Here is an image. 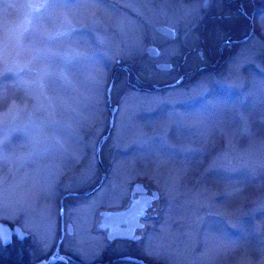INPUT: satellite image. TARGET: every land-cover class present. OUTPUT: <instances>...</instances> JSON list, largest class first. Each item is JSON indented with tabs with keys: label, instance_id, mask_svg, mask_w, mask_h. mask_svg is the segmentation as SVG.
<instances>
[{
	"label": "rangeland",
	"instance_id": "obj_1",
	"mask_svg": "<svg viewBox=\"0 0 264 264\" xmlns=\"http://www.w3.org/2000/svg\"><path fill=\"white\" fill-rule=\"evenodd\" d=\"M182 1L0 0V217L8 221L15 213L20 224L21 220H25L24 229H30V224L33 226L36 223L30 231L35 244L44 246L46 240L53 239V235L49 237L45 232L55 231L56 226L43 227L42 224L48 220L39 223L37 216L42 211L40 202L44 197L49 203L47 211L50 216L53 210L56 211L51 205L53 194L59 192L58 171L65 175L68 171L70 176V181L69 176H65L67 184H71L65 190L91 192L97 176L104 170V160L109 151L107 147L110 145L82 148L88 144L89 137L78 140L73 128L79 121L83 126L91 125L96 129L97 124H106L101 116L93 117L92 112L88 114L86 104L80 106L77 103L78 98L85 103L89 101V98L80 97L82 91L88 89L84 83L91 81L96 91L99 90V81L107 66L105 60L114 63L117 56L125 58V54H133L138 49L139 27L143 26L144 19L148 23L153 22V17L150 20L147 18V8L153 9L157 17L179 19L185 14L183 3L186 9L196 5V0ZM104 25L113 29L111 44L97 54L87 53L95 44L91 39L88 45H82L79 36L88 39L89 34L94 36V31L105 34L104 30H95ZM254 27L264 30V12L258 14ZM259 44L256 49L257 64L247 69L250 82L239 87L234 85L238 82V79L234 81L236 73L227 80L230 83L223 81L218 74L210 83L226 85L232 90L227 89L226 96H222L211 85L215 100H209L208 109L203 104L197 108L199 112L205 111L204 114H185L194 126L205 125L203 129H192L185 135V142L190 141L186 143L189 145L173 143L177 127L169 123L163 131L165 134L156 135L155 143L143 142L130 148V154L125 158L116 156L104 182L99 184L97 181L95 192L110 191L111 198L115 200L121 197L134 177L143 175H147L161 192L170 189V206L177 210L172 225L196 227L195 223L199 220L210 227L211 244L216 251L213 256L212 253L209 255L208 260L200 263V259L199 264H236L234 257L229 258L236 246L241 248L238 264H264V67L259 64L264 43ZM75 49L80 50V57L73 55ZM59 52L64 53L63 58ZM84 52L87 53L86 59ZM141 59L136 60L133 67L142 70L143 77L155 79L169 76V72L154 70ZM193 59H196L195 54ZM67 64L71 80L68 73L65 76L60 74L62 70L67 71ZM123 71L115 70L121 86L117 90L125 88L126 75ZM75 76L80 82H76ZM74 84L79 87L76 89ZM202 85H205L204 82L190 91L198 93ZM134 87L128 85L125 88V97L119 108L123 113L125 111L126 117L124 120L121 112L117 126L125 123L137 107L148 114L151 104L159 102L153 109L158 110V114H164L165 110L169 112L174 106L169 101L171 98L168 99V94L175 92L173 90H165L166 100L159 101L161 93L158 91L147 93ZM79 107L87 110L85 113L90 116L86 115L85 119L78 121L80 113H83ZM239 114L242 116L239 117ZM148 116L140 117L141 129L158 124L157 113ZM14 126L20 132L14 146L15 153L9 140H6ZM118 130L123 131L124 127ZM153 130L150 129V132ZM115 136L112 137L113 142ZM94 140L92 146H95ZM220 157L221 161L218 160ZM61 160L69 169L60 167L58 162ZM87 171L93 176L90 173L87 175ZM79 173L83 175L77 178ZM89 178L92 179L83 181ZM174 187H177L176 192ZM71 194L73 198H84L83 193ZM92 198L87 197L85 202L70 211L76 221L88 219ZM30 208L34 213L29 211ZM77 214L81 215L78 217ZM28 215L30 222L26 220ZM233 230L238 234H231ZM155 234L159 235L158 232ZM219 245L224 248L221 252ZM200 254L201 250L193 252L189 264H195Z\"/></svg>",
	"mask_w": 264,
	"mask_h": 264
},
{
	"label": "flooded vegetation",
	"instance_id": "obj_2",
	"mask_svg": "<svg viewBox=\"0 0 264 264\" xmlns=\"http://www.w3.org/2000/svg\"><path fill=\"white\" fill-rule=\"evenodd\" d=\"M195 2L196 5L188 9L183 3L185 14L179 19L172 17V20H168L167 17H157L153 9L147 8V12H149L147 18L150 20L153 17V22L151 20L148 23L144 19L143 26L139 27L141 41L139 40L137 52L125 54V58L121 55L117 56L114 63L110 62L111 60H105L107 66L104 67V74L100 78L99 90L96 91L91 81L84 83L88 89L82 91L80 97L89 98V101L86 100L87 103H85L78 98L77 103L80 106L86 104L89 110L88 114L92 112L94 113L93 117L101 116L106 124H97V129L92 128L91 125L83 126L79 120L85 119L88 114H86L87 110L83 111L79 107L78 109L83 113H80L78 117L79 124L74 125L73 128L78 140L89 137L88 144L82 148H98L101 144L110 145L107 147L109 151L106 160H104V170L97 176L96 184L92 187L91 192L65 190V188L71 187V184L69 182L67 184V179H65V176H69L68 171L66 175L58 171L59 192L53 194L54 201L51 205L52 209L53 206L56 208V211L53 210V215L50 216L47 211L49 203H46L48 200H45L44 197L40 202L42 211L37 216L39 223L48 220L44 225L42 224L43 227L48 229L51 225L56 226L55 231L47 230L45 232L49 237L53 235V239L46 240L47 243L44 246L39 243L35 244L33 233L30 232L37 225L36 223L33 226L30 224V229H24L25 220H21L20 224L15 213L8 221L0 217V223L4 225V228L0 225V235L8 237L11 233L10 243H0V264H189L193 252L201 250L200 256L195 261V264H199L200 259L201 263L208 260L211 253L213 256L216 249L214 244H211L213 239L207 223H201L198 220L195 223L196 227L189 224L180 227L177 223L172 225V219L176 216L177 210L170 206L168 192L171 190L161 192L147 175L134 177L130 185L127 186L128 188L123 190L125 192L116 200L111 198L110 191L95 192L97 181L99 184L104 182L113 168L116 156L125 158V155L130 154V148L140 146L143 142V144L155 143L157 134L166 133L163 131L167 124L172 123L177 127L173 133L174 144L189 145L186 143H190V141L185 142L187 140L185 135H188L192 129H203L205 125L194 126L185 114L194 113L200 116L204 114L205 111L199 112L197 108L203 104V107L208 109L209 100L211 98L215 100L212 97L211 85L215 86L218 90L217 94H222V96H226L227 89L232 90V87H226V85L223 87L215 85L214 82L210 83L214 81L213 78L216 79L218 74L223 81H227L232 78L231 75L236 73L237 77L234 75V81L238 79V82L234 85L239 87H242L247 81H251L247 69L256 66L258 58L256 49L260 45L259 42L264 43V30H256L254 27L258 14L264 12V0H196ZM195 20L197 26H195ZM158 25L170 28L172 35L169 37L157 31ZM95 30H104L105 34L94 31V36L89 34L88 39L85 37L81 39V35L79 36L82 45H88L91 39L95 44L87 53L97 54L100 49L103 51L102 48H108L111 44L110 37L113 32L111 27L104 25ZM243 45L246 48L243 49ZM87 53L84 52L85 59ZM63 54V52L60 53L62 58ZM75 54L80 57V50L75 49L73 55ZM194 54L196 59H193ZM260 57L259 64L264 67V53ZM139 59L145 60L146 66L152 67L154 70L169 72V76L163 75L162 78L158 77L159 79H153L151 76L143 77L142 70L133 67V64H136V60ZM157 63H161L165 67L158 68ZM66 67L67 71L62 70L60 73L63 76L69 72L68 64ZM117 69L125 72V88L132 85L142 92L155 94V91H158L161 93L159 101L166 100L165 94H163L165 90L175 91L168 94V99L171 98L169 101L174 104L171 111L165 110L164 114H158V110L153 108L159 102L151 104L152 108L147 109L150 112L148 114L137 107L125 123H120L117 126L118 115H121L122 112L119 107L126 92L125 88L117 90L118 87H121L119 86L120 77L115 76ZM199 74L203 76L199 77ZM75 80L77 83L80 82L76 76ZM203 82L205 85H202V89L198 93L190 91L194 88L196 90L197 85ZM227 82L230 83V81ZM48 83H50V79H48ZM75 87L77 89L79 86L75 85ZM156 113L158 124L141 129L140 117H149V114L153 116ZM122 114L125 120V111ZM189 116L193 117V115ZM241 116L239 114V117ZM161 122L164 123L161 124ZM120 127H124V130L119 131ZM152 128L154 130L150 132ZM96 130V134H98L94 140ZM19 133L17 126H14L10 134L7 135L6 140L11 143L13 153H15L14 146ZM114 135L116 136L113 142ZM118 138L121 140L118 141ZM93 140L95 146H92ZM114 143L116 144L113 145ZM218 160L221 161L222 158L220 157ZM58 163L61 168L69 169L62 160ZM201 172L200 169L199 174ZM89 173L92 175L87 171V175ZM82 175L79 173L77 178ZM174 189L176 192L177 187ZM71 193L80 195L83 193L84 198H73ZM90 196L94 198L90 201L93 204L88 219L76 221L75 217L70 215V211L74 206L85 202L86 198ZM44 202L45 205H43ZM29 211L34 213L32 208ZM80 215L77 214L78 217ZM30 219L31 217L28 215L26 220L30 222ZM155 232H158L159 235ZM230 233L238 234L234 230ZM148 234L149 239H147ZM20 235L23 236L22 239ZM98 236L100 240H98ZM219 243L224 246L221 241ZM221 245H219L220 252L224 249ZM240 253V246H236L229 258L234 257L235 263L238 264Z\"/></svg>",
	"mask_w": 264,
	"mask_h": 264
},
{
	"label": "water",
	"instance_id": "obj_3",
	"mask_svg": "<svg viewBox=\"0 0 264 264\" xmlns=\"http://www.w3.org/2000/svg\"><path fill=\"white\" fill-rule=\"evenodd\" d=\"M157 31L163 33L164 35H167V36H171L172 35V30L168 27H166L165 25H158L156 27ZM157 67H160V68H164L165 66L161 63H157L156 64ZM0 225L2 226V228H4V225H2V223H0Z\"/></svg>",
	"mask_w": 264,
	"mask_h": 264
},
{
	"label": "snow or ice",
	"instance_id": "obj_4",
	"mask_svg": "<svg viewBox=\"0 0 264 264\" xmlns=\"http://www.w3.org/2000/svg\"><path fill=\"white\" fill-rule=\"evenodd\" d=\"M54 2H55V0H54ZM16 234L19 235V233H16ZM10 235H11V233L9 234L8 237H5V236H3V235H0V243H10ZM20 238L22 239L23 236L20 235ZM53 259H55V258H53Z\"/></svg>",
	"mask_w": 264,
	"mask_h": 264
}]
</instances>
